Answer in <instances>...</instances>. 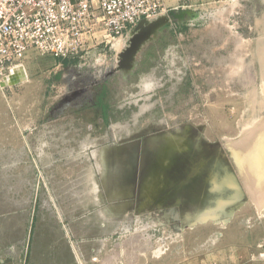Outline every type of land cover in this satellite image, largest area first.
I'll return each mask as SVG.
<instances>
[{
    "label": "rangeland",
    "instance_id": "rangeland-1",
    "mask_svg": "<svg viewBox=\"0 0 264 264\" xmlns=\"http://www.w3.org/2000/svg\"><path fill=\"white\" fill-rule=\"evenodd\" d=\"M173 10L198 15L150 32L129 70L134 29L102 31L83 57L35 53L30 80L0 85V120L19 114L35 131L0 143V264H264V201L231 149L264 113V0H168ZM73 115L93 121L77 141L43 140V121ZM229 178L238 200L201 219L236 192L215 189Z\"/></svg>",
    "mask_w": 264,
    "mask_h": 264
},
{
    "label": "built area",
    "instance_id": "built-area-1",
    "mask_svg": "<svg viewBox=\"0 0 264 264\" xmlns=\"http://www.w3.org/2000/svg\"><path fill=\"white\" fill-rule=\"evenodd\" d=\"M167 14L168 0H0V85L10 86L31 51L81 58L100 32L124 35Z\"/></svg>",
    "mask_w": 264,
    "mask_h": 264
},
{
    "label": "bare ground",
    "instance_id": "bare-ground-1",
    "mask_svg": "<svg viewBox=\"0 0 264 264\" xmlns=\"http://www.w3.org/2000/svg\"><path fill=\"white\" fill-rule=\"evenodd\" d=\"M261 36L262 37L259 38V45H257V48L264 45L261 44V40L264 39V34ZM262 48L263 50H261L260 54L262 51H264V46ZM259 59L261 61H259L261 63V90L263 91L262 93L264 95V53L260 55ZM25 69L21 68L18 72L21 82H24L28 79L27 71ZM262 104L264 108V99ZM231 149L233 150L232 156L239 170L241 171V174L243 175L242 179L244 178L243 180L247 189L250 191L258 206L262 207V204H259L260 202L262 203L264 201V113L261 115L258 113L257 115L253 116L251 121L244 126L243 133L237 143L231 144ZM226 186L236 189L235 184L230 178L221 182L216 181L214 185L215 189L219 190L220 192L225 191ZM226 193L227 195L217 197L211 212L209 211L210 213H207L206 210L205 215H199L201 216V219L204 220L209 216V218L214 219V217L216 218L220 215H223L227 211V206L231 203H235L239 198L238 189H236V192Z\"/></svg>",
    "mask_w": 264,
    "mask_h": 264
},
{
    "label": "crops",
    "instance_id": "crops-1",
    "mask_svg": "<svg viewBox=\"0 0 264 264\" xmlns=\"http://www.w3.org/2000/svg\"><path fill=\"white\" fill-rule=\"evenodd\" d=\"M36 52L31 51L26 59L24 60V69L27 71L28 75V80H30V68L32 67V58L35 55ZM37 55V54H36ZM56 64L61 63V59L54 58ZM56 60H59L56 61ZM18 72L12 76V78H17L18 77ZM25 81V82H26ZM19 82L16 84H12L10 86L17 87L20 85ZM97 107L100 105H96ZM102 106V105H101ZM82 110V109H78ZM104 110V107L102 106V111ZM18 114V112H17ZM62 116V115H60ZM54 117L52 119H49L48 121H43L42 124V130H41V135L44 138L43 140L48 142V143H60V142H75L77 141L76 136L81 135L83 132L82 127L84 124H86V127L90 126V122L88 119H85L83 117H77L75 115L70 116V117ZM19 118V114L17 115ZM16 118V115H13L12 117L4 120H0V143H8L10 141L19 143V141H24L28 142H33L34 141V136H35V131L34 130H29L32 128L34 125L33 123L29 121H19V119ZM20 128H25L26 130V135L22 134ZM89 128V127H88ZM23 137V138H21ZM16 149V146L15 148Z\"/></svg>",
    "mask_w": 264,
    "mask_h": 264
},
{
    "label": "water",
    "instance_id": "water-1",
    "mask_svg": "<svg viewBox=\"0 0 264 264\" xmlns=\"http://www.w3.org/2000/svg\"><path fill=\"white\" fill-rule=\"evenodd\" d=\"M198 15L196 12H193L191 10H180V11H171L169 16L164 15L160 16L159 18L149 21V20H142L134 29L133 32L135 36H133L132 40L130 41V44L128 48L122 52L121 54V60H120V65L122 66L123 69L129 70L133 66L134 58L138 50L140 49V46L144 42H146L150 37V32L154 33L156 30L159 28L163 27L164 25L168 24L170 21V18L178 20L179 23H182L188 18H193L194 16ZM142 27H148L149 29V34L148 30H145V33L142 34L140 33ZM126 58V59H125ZM20 77L18 75L17 78H10V80L7 82V84L12 85L20 82ZM6 85V84H5Z\"/></svg>",
    "mask_w": 264,
    "mask_h": 264
}]
</instances>
